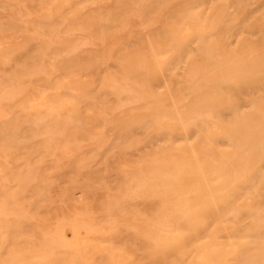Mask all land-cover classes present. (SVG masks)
Wrapping results in <instances>:
<instances>
[{
  "label": "bare ground",
  "instance_id": "6f19581e",
  "mask_svg": "<svg viewBox=\"0 0 264 264\" xmlns=\"http://www.w3.org/2000/svg\"><path fill=\"white\" fill-rule=\"evenodd\" d=\"M20 35L32 36L20 42ZM0 45V264H47L48 257L62 264L55 256L70 254L76 239L69 244L64 235V240L57 238L55 231L65 218L73 234L78 217L85 218L84 229L87 222L95 229L100 227L97 222L108 223V216L123 212L117 218L121 224L110 219V225L116 230L120 226L121 233H114L118 241L133 239H126L132 227L126 225L129 230L124 232L123 223L143 222V217L131 219L134 204L138 208L149 196L166 198L169 209L161 212L171 221L181 183L187 187L181 195L196 200L194 183L205 184V175L207 180L222 175V181L205 184V202L195 210L189 207L191 227H186L192 235L204 230L209 248L220 242L206 236L217 235L219 241L222 234V248L230 252L223 264H264V71L257 69L264 67V0H0ZM37 82L61 89L58 96L67 98L70 107L27 110V100L35 102L45 90ZM31 84L40 89L31 88L37 97L28 90ZM27 90L32 96L26 100ZM166 164L185 170L180 176V169L170 175L163 168L162 176L152 171ZM144 166L151 167L142 170L150 181L176 180L175 191H151L135 174ZM195 175L202 177L200 182ZM125 198L135 203L130 207ZM120 200H126L123 208ZM123 209L129 213L126 220ZM147 209L139 210L146 215L155 211ZM181 210L177 213L184 211V217L175 213L179 222L186 220L188 206ZM50 223L54 233L47 227ZM112 225L105 232L108 239L115 238L109 234ZM122 231L128 234L125 238ZM113 239L109 247L117 241ZM64 241L74 247L66 248ZM174 250L163 254L177 264L181 259ZM138 254L141 261L144 256ZM99 255L90 264H97ZM150 256L137 263L147 264L154 259ZM189 256V262L181 263L190 264ZM157 258L148 264H158Z\"/></svg>",
  "mask_w": 264,
  "mask_h": 264
},
{
  "label": "rangeland",
  "instance_id": "374dc122",
  "mask_svg": "<svg viewBox=\"0 0 264 264\" xmlns=\"http://www.w3.org/2000/svg\"><path fill=\"white\" fill-rule=\"evenodd\" d=\"M1 24H2V23H1ZM5 24H6V23H5ZM10 24H12V23H10ZM13 24H14V23H13ZM14 25H15V24H14ZM4 26H5V25H4ZM6 26H8V25H6ZM10 26H11V25H10ZM12 27H14V26H12ZM26 36H32V35H26ZM26 36L23 37V36L20 35V36L17 38V41L22 42V39L25 38ZM1 45H2V44H1ZM1 45H0V46H1ZM257 69H258L260 72H261V70L264 71V67H263V68H260V67H259V68H257ZM37 83H38V82H37ZM37 83H36V84H37ZM38 84H39V87H40V88H42V89L45 88V90L43 89L42 94H39V95H38V92L41 93V92L39 91L40 89H39L38 85L36 86V85H34V84H33V85L31 84V86H30L29 88L31 89L32 86H33V88H34V86H35L37 89H39V90H37L38 92H36L37 95L39 96V98H38L35 94H33V93L36 91V90H35L36 88H35L34 90H33V89L30 90V89L28 88V90H29L30 92L34 91V92H32V94L35 95V97L38 98V99H37V98L34 99L35 102H34L32 99H31V100H27L28 97H29L28 99H30V97L32 96V94H31L28 90H27V94H26L27 96L25 97L26 100H27V102H26L27 110H29V109H30V110L33 109V110L31 111V113H32V112H35L36 110L39 111L40 109H41L40 111L43 112V110H45V109H47V108H49V107H51V106H52L51 108H53V107L55 106L56 110H60V111L66 110V109H68V108L70 107L71 103H70V101H69L67 98H65V97H63V96L60 97L61 95L58 96V94L60 93V90H61V89H56V90H55V88H50V87L46 88V87H42L41 83H38ZM52 89H53V90H52ZM46 90H47V91H46ZM54 90H55V91H54ZM69 91H70L71 93H73V94L76 93V91L73 90V88L69 89ZM48 93H49V101H47V98H46V97H47L46 95H48ZM52 93H53V97H50V95H51ZM24 94H25V93H24ZM29 94H30V96H28ZM55 94H57V95H55ZM54 95L56 96L55 98H56L58 101H57L56 99L53 100ZM35 97H34V98H35ZM60 98H61V99H60ZM44 99H46V100H44ZM50 99H52V101H50ZM40 101H42V102H40ZM45 101H46L47 103H44ZM54 101H55V102H54ZM57 102H58V104H57ZM37 103H38V104H37ZM39 103H40V104L42 103L43 105H40ZM34 104H35L36 106H35ZM49 105H51V106H49ZM62 105H63V107H62ZM66 105H67V106H66ZM46 106H47V108H46ZM42 107H43V108H42ZM59 107H60V109H57V108H59ZM30 110H29V111H30ZM37 111H36V112H37ZM38 113H41V112H38ZM33 114H34V113H33ZM105 153H106V152H105ZM169 166H170L169 164H166L165 167H164V165H162V166H156V167H158L159 169L162 168V169H161L162 171H164L163 168H166V171H167V169L170 170V172H172L171 174H170V172H169L170 175L177 174V170L180 169V171H178V173H179L178 176H180V175L182 174L181 172L185 170V169H183L182 166L180 167V165H178V164H177V165L172 164V165H171V166H173L172 168H171V166H170V167H169ZM177 166H178V167H177ZM148 167H149V166H148ZM148 167H147V166L140 167L139 169H140L141 171H139V169H138V171H137V168L134 167V168H135V169H134V168L132 167V168H131V169H132L131 171L135 170V171H137V172H141V173H142V172H144V171L146 170V168H148ZM167 167H168V168H167ZM143 168H144V169H143ZM149 168H151V167H149ZM158 168H156V169H158ZM170 168H171V169H170ZM174 168H175V169H174ZM112 169H113V168H112ZM117 169H118V168H117ZM152 169H155V168L152 167ZM152 169H151V170H152ZM156 169H155V170H152V171H155V172L157 171L158 176L165 175V173H166L165 171L162 172L161 170H159V169L156 170ZM173 169L176 170V171H172ZM212 169H213V168H212ZM129 170H130V168H129ZM142 170H144V171H142ZM151 170L148 169V171H151ZM181 170H182V171H181ZM89 171H91V169H90ZM145 172H147V171H145ZM145 172H144V174H146V176L143 175V174L141 175V173H135V174H137L136 177L138 178V180H139L140 182H144V184H147L151 191H152V190H153V191L155 190L154 192H156V193H157V192H162L163 190L165 191V187H167V190L175 191V187H174V189H172V188H173L174 185H177V184H176V180H174V179H173V180L170 179L169 181L167 180L166 183L169 182V183H167V184H168V185H167L166 183H164V181L157 179L156 181H157V182L159 181V183L157 184L156 181H150V180H148V179H147V177H148V176H147V173H145ZM243 172H244V171H243ZM167 173H168V171H167ZM173 173H174V174H173ZM213 173H214V172H213ZM213 173L210 172L209 176L214 177ZM135 174H134V176H135ZM169 174H168V175H169ZM143 176H144V177H143ZM178 176H176V177H178ZM202 176H203V175H202ZM220 176H221V178H222V175H220ZM220 176H219V177H220ZM181 177H182V176H181ZM181 177L178 178V181H179L180 183H181ZM206 177L208 178V176H206V175H205V177L203 176V179H204V180L206 179V181H207V182H205V184L208 183V182H209V183H213V184L216 182V184H217L218 181H219V182H220V180L222 181L221 178H219L218 180H216L218 177H215V178H213V179L210 177V179H212V180H207ZM234 177H235V176H234ZM144 178H145V179H144ZM182 178H183V177H182ZM194 178H196L197 181H199V182H200V180L202 179V177H200V175H195ZM183 179H184V178H183ZM196 179H195V182H196ZM198 179H200V180H198ZM208 179H209V178H208ZM214 179H215L216 181H213ZM174 181H175V182H174ZM178 181H177V182H178ZM179 182H178V186H179ZM160 183H161V184H160ZM172 183H173L174 185H173ZM156 184H157V185H156ZM205 184H204L203 180H201L200 183H198V182H197V183H194V185H195V186H194V187H195V190H197V192H198V194H199V195H198V199H199L200 197H202V198H200V200H201L202 202H201V201H198V199H196V200H195V199H192L190 196H188L189 199H187V198H184V197H186L187 195H183V194L181 195V193H183L184 191H185V193H186V188H187V187H186V184H185L184 188H183V186L181 187V185H184V184H182V183H181V185L179 186V190L182 188V192L180 191L181 193L177 190V186H176V190L180 193V194H179L180 196L172 202V203L174 204V207H173V208H174V210H173V211H174V215H173L174 218L171 216L173 219H172V220L170 219V220H171V221H176V220H177V216H175V213H177V209H180V210H181V207H180V208H176V207H179V206H182V205H183V206L186 205V207H183V209H184V208L187 209V206H188V210H186V211H188V212H187L188 214L185 213V214H187V215H185V216H186V217H185V218H186V220H185L186 222L184 221V219L182 220V218L184 217V215H182V214L184 213V211H183L182 214H181V212H180L181 215H179V213H177L178 216H183L182 218L180 217L182 221L179 222V221H178L179 219H178V220H177L178 223H177V222H176L177 224L175 223V225L177 226L178 229H177V228H174V226H175V225H173L174 222H173V224H172L171 221H168L170 217L166 216V218H165V213H162V212H165V211H167V210L169 209V205H168V204H169V200H168V199H166V198H160V197H159V198H158L159 200H158L157 197H154V198H153V197L149 196V197L145 198V199L143 200L142 203L140 202V203H141L140 205H138L139 203H137L138 200H137V201L135 200L136 203H137V205L139 206V207H138L139 209L142 210L143 208H146V209H147V208H150V209L152 208V209L150 210V212H153V210H155V211H154L155 213L153 212V214H151V215H150V214H149V215H146V212H144V211L141 212V210H139V209L135 206V204H134L135 208H134V206H132V207H133L132 209H135V210H133V211H135V212L131 211V212H132V213H131V212L129 211L130 216L133 215V217H131V219L134 218V216H135V219H136V216H137V218L139 219L138 221H141L142 219H144L145 221L147 220L148 223L146 222V224H145V221H144V220H143V222L141 221L142 223H141V222H140V223H139V222H138V223H137V222H133V223H132V221H135V220L129 221V223L126 221V224H124V223L122 222V223H123V226H124V232H126V231L129 230V229H128V230L125 231V229H126V225H129L127 228H131V227L133 228L134 225H135V227H136L137 224H139L138 227H136V228L134 227V228H135V229H138L139 231L141 230V232H139L140 234H142V233H144V234H151V235H150L151 237L154 235L155 237L153 236L154 238H152V239H151V237H149L148 235H145V236H144V234H142V237H144V238H142L141 235L139 236L138 232L134 233L135 231H132V228H131V230H129V236H127V235H128L127 233L124 234L123 231H122V232H123L124 236H123L122 234H121V235H122L124 238H125V236H127L126 239L129 238L130 236H132V238H133L134 240H135V238H136L137 240L133 241V239H127V240H129V241L132 240V241L134 242L133 244H132V242H128V241L125 240V239H124V241H126V242H124V241H123V238L121 237V235H119L120 238H122V240L119 239L120 241H118V240L116 239V237H118V234H117V236H115L114 233H115V234H116V232L119 233V230H121V229L119 228V227H120L119 225H117L118 227L116 226V228H117L118 230L115 229V227H114V226L116 225L115 220H116L119 216L122 217L121 214H122L123 212H121V214H118V217H116L117 215L115 216V214H112V215H113V216L111 215L112 217H111V216H108L109 218L107 217V221H108V219H109V221L114 220L113 222H112V221H111V222H112V224H115L114 226L111 224L114 228H113V232L111 231V233H109V234H111V235L113 234L114 237H115L114 239L117 240L116 242H115V241H114V242L112 241V242H113L112 247H109V246H111V245H109V243L111 244L110 239L112 240V239H113V238H112L113 236H109V239H108V238H106V236H108V234L105 233V232L107 231V229H108V228L110 229V227H111L109 221H108V223H109V227H108V225H107L108 223L97 222V223L99 224V225H97V226H100V227H99V228L96 227L95 229H98V230L92 229L93 227L91 228V227L89 226L88 222H87V223H86V226H87L88 228H85V229H84L83 227H85V225L82 224L81 221H82V222H85L86 220H85V218L78 217V219H79L80 221H79V223H77V224L79 225V227H81V229L77 226V227H78V231H77V229H76V231H74V233L72 234L71 232H68V230H71L72 227H71L70 225H69V227H71V228H69V227L67 226V224H66V222H65V219H66V218L64 217V218H65V219L63 220L64 223L60 224V225H62L63 227H62L59 231H57V232L55 231L56 236H57V238H58V236H60L59 239H61V237L64 235V236H65V239H66L65 241H69V240H70L69 244L71 243L72 239L76 238V239L73 240V242H72V243L74 244L75 247L72 246V245H69L68 242H65V241H64V242L66 243V245H67V244L69 245L68 247L66 246V248H69V247L71 246L69 249H72L73 247H74L73 249H76V250H74V251H73V249H72V250L67 249V251L69 250V252H71L72 254H71V253L68 254V252H67V253H65V255H67L68 257H70V256L72 257L73 254L75 255V254L78 253L77 255H80V256H81V257H79V259L81 258L79 261H82V260L85 261V262L82 261L83 264H86V263H87V264L93 263V262H94V259H95L94 257H95V255H96V253H97V255H98V253L103 254V256L99 255V256H97V257H98V258H99L100 256L103 257L104 259H102V260H105V264H106V262H108L107 257H108V259H109V256H110V258H111V259H109V263H111V264H112L113 261H115V264H128V263H130V262H131L130 264H142V263L145 261V258L148 259L147 257L150 256L153 252H154V255H153V256H150V258H151V257H152V258L154 257V259H156L157 257H159V258H157V261L155 260L158 264H159V263H161V264H165V263L168 264L169 260H170L171 262H172V260L169 259L170 256H169V258H166L167 256H166L165 254H163V250H165L164 253H166V254H171L170 251H171V250H174L175 248H176V249H175L176 251L174 250L173 252H175L174 254H175V255H178V257L181 259V260H177V262H179V263H177V264H180L181 261H186V260H187L186 258L190 255L191 250H192V253H193V251L197 248L196 245H200V247L198 248V250L196 249V250L194 251V254H196V255L193 256V254L191 253V255H192L193 257H192V256H189V257H192L193 260H194L196 263H195L193 260H191L192 258H190V260L192 261L190 264H192V263H193V264H194V263L197 264V263H198L197 260L200 261V259H203L204 263H206V261H207V263H209V264H212L213 262H215V263H213V264H216V263H217V264H221V263L223 264V261H225V260L228 258V256L230 255V252H229V250H228L227 248H224V247L222 248V245H221V244H222V238H220V237H222V236H221L222 234L219 236V241H217L218 238L215 239V237H218L217 235H214V236H209V235H207V236H206V238H208V239H209L210 237H212V238L214 237V240H213V241H215L214 243H218V242H220L219 244L221 245V246H220L219 244H215V245H217V246H215L214 244H212V243L210 242V241H212V240H210V239H212V238H210V239H209L210 241L208 240L209 243H211V244H210V248H209V247H206V245L208 244V242H207V239H204V237H205V235H206V233H205L204 230H201V231L198 233L199 235H203V234H204V236L202 237L203 240H201V239H202V238H200L201 236L198 238L199 240H195V239H197V238H195V237H196V236L198 237V234L195 233V235H194V234L192 235L191 232H192L193 230L191 231V230H189L190 228H189V229L187 228V227H191V225H188V219H190V217H189V215H190V213H189V211H190V210H189V207H190L191 210H195L197 207H202L203 204H204L203 202H205V200H204V199L206 198V197H205ZM172 185H173V186H172ZM202 185H203V186H202ZM220 185H221V187H222V183L219 184V186H220ZM185 187H186V188H185ZM203 187H204V188H203ZM183 189H184V191H183ZM156 190H157V191H156ZM188 193H189V191H188ZM201 193H202L203 196L201 195ZM186 194H187V193H186ZM180 197H181V198H180ZM182 198H184L185 201H184V199H182ZM121 199H124V198H121ZM125 199H126V200L128 199V202L130 201V202L128 203V204H129L128 206H130V207H131V205H132L133 203H135V202H133L132 204H130V203H131V200H134V199H129V198H125ZM156 199H157V202H155ZM162 199H165V201H163ZM186 199H187V200H186ZM190 199H192V200H190ZM126 200H123V202H122L121 200L119 201L120 204L122 205V208H123V205L127 204V203H125ZM153 200H155V201H153ZM188 200H189V201H188ZM191 201H192V203H191ZM193 201H195V202L197 201V202L194 203ZM153 202H155L157 206H156L155 203H153ZM158 202H160V203L158 204ZM166 202H167L168 204H166ZM188 202H189V203H188ZM200 202H201V203H200ZM145 203H146V206L144 205ZM152 203L154 204L155 208H154V206H152ZM163 203H164L165 205H164ZM183 203H185V205H184ZM198 203H199V204H198ZM202 203H203V204H202ZM148 204H149V205H148ZM198 205H199V206H198ZM128 206H127V208H125V207H124V208H125L126 210H130L131 208H129ZM151 206H152V207H151ZM160 206H163V208H161ZM196 206H197V207H196ZM158 207H159V209H158L159 211L156 212V210H157ZM195 207H196V208H195ZM128 208H129V209H128ZM193 208H194V209H193ZM162 209H163V210H162ZM183 209H182V210H183ZM197 209H198V208H197ZM123 210H124V209H123ZM138 210H139V212H138ZM147 210L149 211V209H147ZM182 210H181V211H182ZM161 211H162V212H161ZM178 211H179V210H178ZM127 212H128V211H127ZM190 212H191V211H190ZM129 213H128V214L126 213V214L129 216ZM147 213H149V212H147ZM124 214H125V210H124ZM124 214H123V215H124ZM126 214H125V215H126ZM162 214H163V215H162ZM125 215H124V216H125ZM127 215H126L125 218H124L125 220L127 219V218H126ZM154 216H155V218H154ZM110 217H111V218H110ZM141 217H143V218H141ZM175 217H176V218H175ZM122 218H123V217H122ZM140 218H141V220H140ZM151 218H153V219H151ZM178 218H179V217H178ZM110 219H111V220H110ZM128 219H129V218H128ZM131 219H130V220H131ZM158 219H161V220H158ZM117 220H118V223L121 224V223L119 222V219H117ZM120 220H121V219H120ZM122 220H123V219H122ZM151 220H152V222H151ZM157 220H158V221H157ZM136 221H137V220H136ZM150 222H151V224H150ZM183 222H184V223H183ZM130 223H131V225H130ZM135 223H136V224H135ZM154 223H155V224H154ZM185 223H186L187 225H185ZM199 223H200L201 228H202V227L204 228L205 223H204L203 221H199ZM74 224H75V222L72 223V225H74ZM104 224H106L108 228L105 227L106 225H105V226H101V225H104ZM152 224L155 225L156 227L153 226ZM181 224H182V225H181ZM189 224H190V223H189ZM132 225H133V226H132ZM140 225H141V226H140ZM172 225H173V227H172ZM65 226H66V227H65ZM184 226H185V227L187 226V227L185 228ZM47 227H48V228L51 227L52 230L54 229V228H52L51 223H50L49 226L47 225ZM73 227H75V225H74ZM121 227H122V225H121ZM142 227H143V228H142ZM157 227H159V229H158ZM180 227H181V228L183 227V228L181 229ZM48 228H47V230H48V232H49L50 229H48ZM67 228H69V229L67 230ZM82 228H83V229H82ZM134 228H133V230H135ZM139 228H140V229H139ZM160 228H161V229H160ZM179 228H180V229H179ZM111 229H112V228H111ZM111 229H110V230H111ZM122 229H123V228H122ZM148 229H149V231H148ZM175 229H176L177 231H176ZM187 229H188V230H187ZM191 229H192V228H191ZM52 230H51L50 232H52ZM54 230H55V229H54ZM54 230H53L52 233H54ZM65 230H66L67 232H66ZM99 230H100V231H99ZM110 230H108V231L110 232ZM164 230H165V231H164ZM167 230H169V231L167 232ZM170 230H171V231H170ZM172 230H173V231H172ZM97 231H98V232H103V233H97ZM108 231H107V232H108ZM130 231H131V232H130ZM136 231H137V230H136ZM50 232H49V233H50ZM132 232L134 233L133 235H135V236H137V237L131 235ZM155 232H156V233H155ZM177 232H178V233H177ZM202 232H203V233H202ZM52 233H51V235H52ZM94 233H95V234H94ZM120 233H121V232H120ZM120 233H119V234H120ZM193 233H194V231H193ZM79 234H80L82 237H80ZM91 234H92V235H91ZM105 234H107V235H105ZM126 234H127V235H126ZM137 234H138V235H137ZM77 235H78V236H77ZM90 235H91V236H90ZM98 235H99V236H98ZM101 235H102V236H101ZM104 235H105V236H104ZM178 235H179V236H178ZM189 235H190V239H189V237H188ZM191 235L194 236V237H192ZM52 236L55 237V234L52 235ZM64 236H63V237H64ZM76 236H77V237H76ZM146 236H148L150 239H148V237H146ZM175 236H177V237H175ZM63 237H62V239H63ZM96 237H97L98 240L96 239ZM98 237H99V238H101V237L104 238V237H105L104 240H105V239H106V240L108 239V240H109V243H108V241H107L106 244H104L105 242L101 243V242L104 241V240L101 239V240H102V241H101ZM158 237H161V238H158ZM163 237H164L165 239H163ZM166 237H168V238H166ZM173 237H174V238H173ZM118 238H119V237H118ZM146 238H147L148 240H147ZM187 238H188V239H187ZM93 239H94V241H93ZM114 239H113V240H114ZM140 239H141L142 242H140ZM144 239H146V240H145L146 242L143 241ZM184 239H187V240H186L187 243H184V244H183ZM220 239H221V240H220ZM63 240H64V239H63ZM78 240H79V241H78ZM106 240H105V241H106ZM189 240H190V241L192 240V241L190 242ZM200 240H201V241H200ZM205 240H206L207 243L205 242ZM74 241H75V243H74ZM136 241L138 242V244H136V243H137ZM193 241H195L196 243L193 242ZM213 241H212V242H213ZM117 242H118V244H115V243H117ZM127 242H128V243H127ZM143 242H144V244H143L144 246H143V245H142L143 247H142V246H139V245H141ZM151 242H152V246H151V247H153V248L150 247V245H151L150 243H151ZM65 243H63V244L65 245ZM72 243H71V244H72ZM122 243H124V244L121 245ZM125 243H127V245H126ZM130 243H131V245H130ZM192 243H193V245H192ZM200 243H201V244H200ZM61 244H62V243H61ZM128 244H129L130 246H129ZM134 244H135V246H134ZM189 244L192 245V246H190ZM124 245H125V246H124ZM184 245H185V246H184ZM186 245H187V246H186ZM212 245H213V246H212ZM133 246L136 247L137 252H138V250H139V248H140V250H139V252H138L139 254L134 250L135 248H134ZM189 246H190V247H189ZM203 246H204V247H203ZM208 246H209V245H208ZM114 247H115V248H114ZM117 247H119V249H117L116 251H114ZM122 247H123L124 249H123ZM126 247H130V248H126ZM138 247H139V248H138ZM156 247H157V253H156V251H154V248H155V250H156ZM201 247H202V248H201ZM205 247H206V249H205ZM57 248H58V247H57ZM60 248H61V247H60ZM62 248H63V247H62ZM62 248H61V249H62ZM66 248H64V250H66ZM107 248H108V251H109V252L107 251ZM120 248H121V249H120ZM131 248L135 251L136 254L134 253V251H133ZM150 248L153 249V250L151 251ZM171 248H172V249H171ZM173 248H174V249H173ZM191 248H192V249H191ZM193 249H194V250H193ZM207 249H208V250H207ZM54 250H55V249H54ZM56 250H57V249H56ZM56 250H55V251H56ZM125 250H129V251L127 252V251H125ZM92 251H93V252H92ZM101 251H103V252H101ZM130 251H131V253L134 254V257H133V254H130ZM196 251H197V253H196ZM200 251H201V252H200ZM204 251H205V252H204ZM207 251H208V252H207ZM214 251H215V252H214ZM220 251H222L223 253L220 252ZM226 251H227V252H226ZM56 252H58V251H56ZM64 252H65V251H64ZM75 252H76V253H75ZM105 252H107L108 254H109L110 252H111V253L108 255V254H105ZM116 252H118L117 255H116ZM124 252H125V253H124ZM140 252H141V254H140ZM168 252H170V253H168ZM173 252H172V253H173ZM198 252H200V253H199L200 255L198 254ZM60 253H61V252H60ZM60 253H58L57 256H55V255H54L55 253H54V254H53V260H54V256H55V258L57 257V258L55 259V261L59 260V261H57V262H59V263H62V262H63L64 264H69L70 261H72L74 264H78V263H79V261L76 260V258H78V257H76L77 255L73 256L75 259H73V257H72V258H71V257L68 258V257L65 256V255H64V256L67 257V258H65V257L63 256L64 258H59V259H58V256L61 257V255L64 254V253L62 252V254L60 255ZM79 253H80V254H79ZM148 253H149L150 255H148ZM84 254H85V255H84ZM93 254H94V255H93ZM104 254H105V255H104ZM111 254H112V256H111ZM113 254H115V256H113ZM137 254L139 255V258H141L142 256H144V258H143L144 261H142V260H143L142 258H141V261H140V259H138V260H139V261H138V260L136 259V257H137L136 255H137ZM162 254H163V255H162ZM197 254L199 255V259L194 258V257L197 256ZM211 254H212V255H211ZM213 254H214V255H213ZM223 254H226V255H223ZM228 254H229V255H228ZM50 255H51L50 257H52V254H51V253H50ZM69 255H70V256H69ZM107 255H108V256H107ZM128 255H129V256H128ZM140 255H142V256H140ZM145 255H147V257H145ZM155 255L157 256L156 258H155ZM164 255H165V257H164ZM175 255H174V257L171 255V258H172V259L175 258V261H176V256H175ZM206 255H207V256H206ZM82 256H83V257H82ZM104 256H107V257H104ZM221 256H222V258H221ZM101 257H100V259H101ZM161 257H162V258H165V259H162ZM105 258H106V259H105ZM116 258L119 259L118 262H119V261H122V262H120V263H116V261H117ZM133 258H134V259H133ZM137 258H138V257H137ZM150 258H149V259H150ZM160 258H161V260H163V262H162V261L160 262V260H159ZM208 258H209V259H208ZM220 258H221V259H220ZM60 259H62V260H63V259H65V260L68 259V261H64V260H63V261L60 262ZM69 259H70V260H69ZM100 259H99V260H95L97 264H99V262H101V264H103V263H102V260H100ZM154 259H153V260H154ZM168 259H169V260H168ZM182 259H183V260H182ZM195 259H196V260H195ZM204 259H205V260H204ZM50 260H52V259H50ZM86 260H87V261H86ZM110 260H111V262H110ZM112 260H113V261H112ZM123 260H124V261H123ZM134 260H135V261H134ZM150 260H152V259H150ZM150 260H147L146 262H148V261H149V262H152V261H153V260H152V261H150ZM137 261H138V262H142V263H137ZM158 261H159V262H158ZM164 261H166V262H164ZM203 261H202V262H203ZM211 261H212V262H211ZM46 262H47V259H46ZM50 262H51V261H50ZM50 262H49V257H48V263L50 264ZM67 262H68V263H67ZM88 262H89V263H88ZM149 262H148V263H149ZM187 262H189V260H187ZM187 262H183V263H181V264H184V263H187ZM200 262H201V261H200ZM200 262H199V264L202 263V262H201V263H200ZM48 263H47V264H48ZM51 263L53 264V262H51ZM63 263H62V264H63ZM109 263H108V264H109ZM113 263H114V262H113ZM148 263H147V264H148ZM152 263H155V262H152ZM204 263H203V264H204ZM207 263H206V264H207ZM54 264H55V263H54ZM56 264H57V263H56ZM79 264H80V263H79ZM169 264H176V262H174V263H173V262H172V263L169 262ZM187 264H188V263H187Z\"/></svg>",
  "mask_w": 264,
  "mask_h": 264
}]
</instances>
